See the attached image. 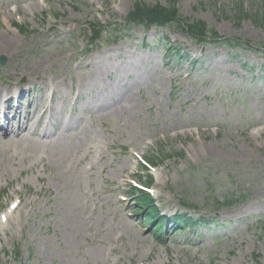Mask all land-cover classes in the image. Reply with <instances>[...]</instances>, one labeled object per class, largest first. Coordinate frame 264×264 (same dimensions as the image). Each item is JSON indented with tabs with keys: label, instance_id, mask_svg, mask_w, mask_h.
Segmentation results:
<instances>
[{
	"label": "rangeland",
	"instance_id": "obj_1",
	"mask_svg": "<svg viewBox=\"0 0 264 264\" xmlns=\"http://www.w3.org/2000/svg\"><path fill=\"white\" fill-rule=\"evenodd\" d=\"M137 1L168 2L0 0V44L16 39L0 88L23 83L35 114L52 89L61 129L0 158V264H264V0H176L180 20L221 38L206 41L175 24L125 28ZM93 22L107 35L89 47ZM148 156L162 214L204 224L159 238L134 214Z\"/></svg>",
	"mask_w": 264,
	"mask_h": 264
},
{
	"label": "bare ground",
	"instance_id": "obj_2",
	"mask_svg": "<svg viewBox=\"0 0 264 264\" xmlns=\"http://www.w3.org/2000/svg\"><path fill=\"white\" fill-rule=\"evenodd\" d=\"M31 10H33V6H31ZM14 41H16V39L13 37H11L10 40L4 39L0 44V50L2 52H8L15 46L16 42L14 43ZM14 71H16L15 68ZM19 85L20 83L16 84V86ZM22 91H24L23 87L15 88L14 91L8 88H0V116H2V120H0V158L3 160H5L4 156H7V153L4 152L9 151L14 145H17L20 140H22V142L28 140V143L23 147L28 148L29 151L35 150L32 152H36V149H40V145H47L43 140H52L61 135V129L59 127L56 128L57 123L55 117L52 114H48L49 111H52L53 104L54 107L56 106L52 89L48 93L42 94V100L36 103L35 110L39 112L38 116H35L32 111L22 113L19 107H16L13 114H6L7 110L5 109L3 101L12 96V93L18 94ZM120 102L121 98L116 103V106ZM75 103L76 100L73 104ZM19 114L21 117H19ZM40 128H42L41 134H39Z\"/></svg>",
	"mask_w": 264,
	"mask_h": 264
},
{
	"label": "trees",
	"instance_id": "obj_3",
	"mask_svg": "<svg viewBox=\"0 0 264 264\" xmlns=\"http://www.w3.org/2000/svg\"><path fill=\"white\" fill-rule=\"evenodd\" d=\"M176 0H168L167 5L163 6L160 4L156 5H146L141 3L140 1L135 2L133 8L128 13V15L124 19L123 26L125 28L131 27L132 25H143L145 27L150 26H156V27H166L170 26L172 24L177 25L179 28H181L184 32H186L191 38H193L196 41H206L209 39H218L221 40V38L216 36V33L214 30L210 27H208L205 22L201 20H195L191 23H186L183 20H180L178 18V10L175 7ZM238 12L241 15L246 16L247 14L243 11L242 6H237ZM264 23V21H263ZM88 30H85L86 35L87 32L90 33V41L91 43H94V41L98 38L102 37V34H106V27L100 24L99 22L94 23H88L86 24ZM86 29V28H85ZM116 39H118L116 37ZM224 39V38H223ZM238 39V38H235ZM225 41L228 42V45L232 46V43H235V45L240 44L239 40L238 42L234 39H225ZM171 47V46H170ZM172 49V48H171ZM176 53H180L179 48L173 49ZM150 181V180H149ZM232 198L228 199V204H232ZM236 201V200H234ZM137 202V210L139 212L146 211V219L148 221H151V219L148 217L149 212L151 209H153V205L151 202V199L146 195L144 192H141L140 196L136 199ZM182 220L187 221L185 217L182 218ZM174 223L172 225H177L180 223V217L174 218ZM159 231V229L154 230V232Z\"/></svg>",
	"mask_w": 264,
	"mask_h": 264
}]
</instances>
